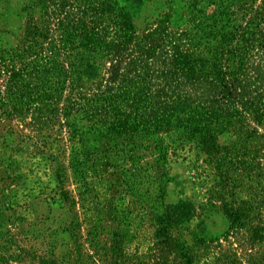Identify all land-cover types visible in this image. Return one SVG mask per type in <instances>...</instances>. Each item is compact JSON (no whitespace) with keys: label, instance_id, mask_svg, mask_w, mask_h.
Segmentation results:
<instances>
[{"label":"trees","instance_id":"16d2710c","mask_svg":"<svg viewBox=\"0 0 264 264\" xmlns=\"http://www.w3.org/2000/svg\"><path fill=\"white\" fill-rule=\"evenodd\" d=\"M215 6L221 14L208 20L191 12L182 30L160 18L137 32L117 0H33L11 43L0 30V115L29 124L33 148L49 156L54 125L58 137L96 132L111 142L131 184L151 197L152 264H192L171 230L194 214V205L162 199L167 158L178 152L201 153L214 171L213 198L227 231L245 227L249 242L264 236V225L254 221L264 211V189L235 197L231 175L264 181V165L255 160L264 156V0ZM224 132L234 138L219 144ZM110 240L120 248L118 232ZM109 264L132 262L117 250Z\"/></svg>","mask_w":264,"mask_h":264},{"label":"rangeland","instance_id":"374dc122","mask_svg":"<svg viewBox=\"0 0 264 264\" xmlns=\"http://www.w3.org/2000/svg\"><path fill=\"white\" fill-rule=\"evenodd\" d=\"M32 1L0 0L4 41L11 43L23 28V7ZM117 1L137 32L153 27L160 18L167 20L169 29L179 31L188 27L191 12L212 20L223 11L215 0ZM55 127L46 138L54 147V156H49L33 148L37 140L31 137L35 132L29 124L0 115V254L5 264H109L117 250L132 264H152L148 189L131 184L127 162L100 134L84 132L69 139L54 135ZM233 138L224 132L217 142ZM258 156L255 160L264 165V156ZM56 164L62 165L60 182L55 178ZM165 170L168 181L162 199L194 205V214L171 230L188 247L192 264H264V236L249 242L245 227L227 231L213 198L214 171L201 153L169 155ZM231 175L237 177L235 197L264 189L261 179L257 185L249 174ZM254 221L264 225L263 210ZM111 232L122 237L118 249L111 244Z\"/></svg>","mask_w":264,"mask_h":264}]
</instances>
